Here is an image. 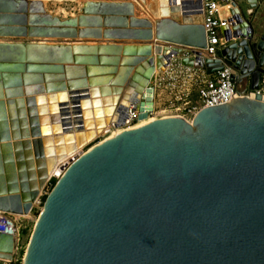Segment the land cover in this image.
<instances>
[{"label":"water","instance_id":"95a60500","mask_svg":"<svg viewBox=\"0 0 264 264\" xmlns=\"http://www.w3.org/2000/svg\"><path fill=\"white\" fill-rule=\"evenodd\" d=\"M224 1L231 29L222 33L240 40L212 60L197 50L201 23L138 17L131 1L85 0L78 15L59 18L43 0H0L10 12L0 15V212L29 214L54 160L93 122H124L171 57L208 74L224 63L240 69L231 102L204 107L191 122L158 117L65 162L22 264H264V100L256 91L264 29L253 71L254 31L240 6L251 12L264 0ZM119 54L133 58L118 67ZM14 242L0 232V256Z\"/></svg>","mask_w":264,"mask_h":264},{"label":"built area","instance_id":"2783aa9c","mask_svg":"<svg viewBox=\"0 0 264 264\" xmlns=\"http://www.w3.org/2000/svg\"><path fill=\"white\" fill-rule=\"evenodd\" d=\"M194 0L193 5L196 4ZM198 5L195 7L193 13L200 15V23L203 25L205 31V46L198 48L199 56L203 58H210L215 60L220 57V51L230 42H237L240 38L232 37L231 40H227L222 33L225 28L231 29L230 22L228 21L229 6L230 3L224 0H197ZM224 7L226 12L223 14L221 8ZM193 22H195L193 20ZM256 41L252 38L248 41V47L251 53L250 60L254 62L253 71L255 70L259 61L261 52L253 46ZM190 58H194L197 54H186ZM243 59H246L244 53ZM238 57V55H237ZM263 71L259 75V87L256 91L263 92L264 86V62L262 64ZM239 67L234 66V62L230 64L224 63L222 68L213 72L206 73L203 69L192 68L185 66L181 63L180 57H171L168 65L164 70H155L148 81L146 82L139 99L135 105H129V120L127 122V128H133L143 122L154 120L158 117L166 115H177L187 121L191 122L194 115L204 107H213L224 105L237 97V91L235 87V78L239 75ZM187 71L198 72L197 80L199 82L196 86L197 100L192 101L189 98L190 89H186V93L182 95L175 94L174 98L170 99L169 111L172 113H157L156 110V97L157 89L161 85L167 84L171 89L175 86L176 78L180 77ZM250 91V88H249ZM149 94V97L147 96ZM165 112V110H161ZM145 115V119L141 117ZM144 120V121H143ZM146 120V121H145ZM98 137H104L98 136ZM99 142V141H98ZM57 177H49L41 190L42 194H48L47 189L51 185V179ZM21 217L15 219L14 214L0 212V232L10 233L14 237V246L9 256H0V264H22L25 247L22 243L21 233Z\"/></svg>","mask_w":264,"mask_h":264},{"label":"rangeland","instance_id":"374dc122","mask_svg":"<svg viewBox=\"0 0 264 264\" xmlns=\"http://www.w3.org/2000/svg\"><path fill=\"white\" fill-rule=\"evenodd\" d=\"M83 1L85 0H62V1L48 0L47 2H44V7H45V10L51 15H55L59 18H67L70 16H76L81 12ZM104 1H110V0H104ZM120 1H130V0H120ZM240 6L244 10V15L246 16V18L249 20V22L251 23L253 27L254 38L258 39V35H260V33L264 29V1L261 2L256 9L251 10V12H248L245 9L247 5L244 2H241ZM135 14L138 17H147L143 13L142 14L139 13V11H137ZM4 40H8V39H4ZM197 74L198 72H193V71H187L186 73L182 74L180 77L176 78V81L174 83L175 86L171 90L167 84H165L164 86L161 85L157 89V97H156L157 113H165V114L172 113L173 111H169V106H168L170 104L169 100L174 98L175 94L182 95L183 93H186L187 88L190 89L189 98L192 101H196L197 100L196 86H197V83L199 82V79L197 80ZM161 110H165V112H161ZM102 139L103 137H97L96 139L94 138L88 141L82 146V152L92 147L94 144L98 143V141L100 142V140ZM65 162H69V160ZM65 162L60 163L57 170L54 172V175L60 176L62 167ZM54 175L53 177H56ZM57 178L51 179V185H49L47 192H50ZM46 196L47 194L40 195L38 200L33 205V208L29 212V216L21 217L20 224H21V233H22V243H23V247L25 248H26L35 218L38 215L39 210Z\"/></svg>","mask_w":264,"mask_h":264},{"label":"bare ground","instance_id":"6f19581e","mask_svg":"<svg viewBox=\"0 0 264 264\" xmlns=\"http://www.w3.org/2000/svg\"><path fill=\"white\" fill-rule=\"evenodd\" d=\"M43 1L45 2V0H43ZM134 1H135V3L138 4L139 8L141 6L142 10L145 13L148 14L149 19L153 20V19L160 18V17H172V18L176 19L179 22H192L194 20L195 22L200 23V15H198V14L196 15L195 13H192L194 11V9H195V7H193V6H195V5L188 4L186 6V0L185 1L184 0H159V4H157V5H159L158 9L155 8L156 7V4L154 3L155 0H134ZM134 1H131V2L134 3ZM135 3H134V8H135ZM183 5H184V7H183ZM191 10H193V11H191ZM220 10H221V12L223 14L226 12V9L224 7H222ZM38 43H41V42H38ZM95 44H97V43H95ZM84 45H92V44H84ZM120 55H122V54H119V57H118L119 58L118 67L122 63H126V62L130 61L133 58L130 55H124V56H130L132 58L128 59V60L121 61ZM118 87L122 88L123 85H118ZM259 93H262L261 97L264 100V86H263V92H259ZM147 96L149 97V94ZM102 116L104 117L105 115L102 114ZM128 117H129V108H128L126 119H125L124 122H121L119 124L117 123L115 125H109L108 122H106V119H105L104 120L105 121L104 126L101 125L102 122L99 123L98 126H95V123L93 122V125L91 127L84 128V129H90V130L87 131L84 134L85 138L82 141V143H80L79 145H76L72 149L71 152L65 153L63 155V157H59L58 159L54 160L52 168L49 169L48 178L49 177H53L54 172L57 170V168L60 165V163L68 161V160L70 161L75 156L81 154L82 153V146L85 143H87L88 141H90V140H92L94 138L96 139L98 136H101L102 134L107 133L103 137V139L100 140V142H101L104 139H106L107 137H110L111 135H113L114 133H120L122 131L131 129V128H127V126H128L127 122L129 120ZM145 118H146L145 115H143L141 117V119H145ZM150 121H152V120H150ZM143 123H145V122H143ZM121 124H123V125H121ZM141 124H139V125H141ZM54 176H56V175H54ZM56 177H59V176H56ZM25 216H29V214H26V215L14 214L15 219H17L19 217H25Z\"/></svg>","mask_w":264,"mask_h":264},{"label":"crops","instance_id":"0c3cea01","mask_svg":"<svg viewBox=\"0 0 264 264\" xmlns=\"http://www.w3.org/2000/svg\"><path fill=\"white\" fill-rule=\"evenodd\" d=\"M2 1H4V0H2ZM5 1H7V0H5ZM10 1V0H9ZM48 0H45V2H47ZM57 1H62V0H57ZM130 1H134V0H130ZM134 3H135V1H134ZM154 3L156 4V9H158V6L159 5H157V4H159V0H155L154 1ZM5 7H8L7 5H0V15H6V14H9L10 12H8L7 11V9L5 8ZM246 9V8H245ZM134 11H135V13L137 12V11H139V13H143L145 16H147V17H149L148 16V14L147 13H145L143 10H142V7L140 6V8H139V6H138V4L137 3H135V8H134ZM12 23V22H11ZM14 23V22H13ZM1 26H15V25H9V24H2ZM105 29H110V28H105L104 26H102L101 27V30L103 31V30H105ZM9 37L10 36H7V37H5L6 39H9ZM11 38V37H10ZM100 44H102L103 42L101 41V42H99ZM72 44V43H71ZM83 44H95V42H93V41H86V42H84ZM121 45H124V43L123 44H121ZM102 57H106V58H111V57H114V56H111V55H102ZM132 57H130V56H123V55H120V59H121V61H123V60H128V59H131ZM72 67H73V65H71ZM50 76H53V75H50ZM103 77H105L104 75L103 76H101V77H98V78H103Z\"/></svg>","mask_w":264,"mask_h":264}]
</instances>
